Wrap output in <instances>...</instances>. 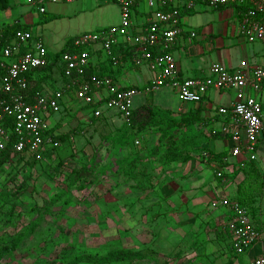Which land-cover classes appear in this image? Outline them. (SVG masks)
Instances as JSON below:
<instances>
[{"label":"rangeland","instance_id":"rangeland-1","mask_svg":"<svg viewBox=\"0 0 264 264\" xmlns=\"http://www.w3.org/2000/svg\"><path fill=\"white\" fill-rule=\"evenodd\" d=\"M97 2L102 8L95 13L77 11L65 2L49 3L50 13L31 8L27 2L17 7L28 6L30 12L20 15L21 21L32 23L35 37H43L49 52L55 55L70 38L84 31L120 23L117 3ZM43 83V89L54 91L63 80L54 77ZM157 94L151 95L153 99L145 94L136 96L135 103L153 102ZM107 114L97 119L90 106L73 100L48 119L54 134L67 135L51 157L39 162L12 158L0 166V241L22 238L19 246L4 257L3 264H72L77 257L101 255L120 247L148 255L136 264H183L184 237L179 238L170 212L180 209L185 197L176 207L168 194L164 195L172 191L169 179L181 181V186H176L179 193L195 194L199 182L191 180L199 175V169L191 168L185 175L184 168H170L172 163L162 161L166 145L160 122L136 134L123 147L113 145L108 138L124 131V120ZM208 124L197 125L203 142L213 139ZM192 132L176 131L178 146L190 139L187 136ZM136 139L140 141L137 145ZM196 147L189 149L192 159L176 163L191 161L199 167L198 154L203 149L201 145ZM128 157L138 158L132 174L129 165L122 166V160ZM82 167L89 168L90 174L77 180L72 170ZM211 172L205 168L204 173ZM187 183L194 186L192 190L186 188Z\"/></svg>","mask_w":264,"mask_h":264},{"label":"built area","instance_id":"built-area-1","mask_svg":"<svg viewBox=\"0 0 264 264\" xmlns=\"http://www.w3.org/2000/svg\"><path fill=\"white\" fill-rule=\"evenodd\" d=\"M73 1L26 0L27 4L42 13L47 11L49 3ZM106 1L119 5L120 23L76 35L72 39L73 49L63 52L59 58L64 78L69 81L68 88L72 89L75 99L90 106V111L97 119L102 118L105 111L115 110L130 126L135 97L160 86L172 87L183 103H201L212 89H233L235 99L231 104L216 109L217 114L229 117L234 125V128L226 130L234 142L228 157L243 155L242 161H236L239 167L254 161L259 139L264 134V100L258 95L264 84V64L258 65L242 59L237 66L229 68L214 62L209 67V76L180 78L172 48L183 32L180 25L181 7L192 9L197 0H147L153 16L139 32H135L134 20L137 0ZM205 1L214 7L240 6L241 34L249 42L264 44V0ZM195 35L192 31L191 36ZM4 37L0 32V67L4 70L0 83V91L3 92L0 96V150L12 144L15 152L43 161L46 152L61 146V141L50 134L48 117L68 106L65 90L49 92L42 89L34 94L30 92L29 73L49 64L53 54L43 40L35 38L30 30L17 29L5 43ZM124 44L128 48H135V65H147L156 72L157 77L151 86L145 89L124 86L112 76L88 73L93 54L97 50H101L113 65L121 63L122 52L118 48L124 51ZM70 100L68 97V102ZM9 117L13 118L11 124L7 121ZM242 133L245 136L244 143ZM139 143L136 139L135 144ZM209 156L208 151L202 153L205 161ZM210 166L218 170V177L223 178V172L215 162ZM215 205L223 206L231 212L228 228L233 236V248L238 255L245 254L261 238L260 230L251 221L249 208L230 198H223L215 202ZM248 264H264V246L262 254Z\"/></svg>","mask_w":264,"mask_h":264},{"label":"crops","instance_id":"crops-1","mask_svg":"<svg viewBox=\"0 0 264 264\" xmlns=\"http://www.w3.org/2000/svg\"><path fill=\"white\" fill-rule=\"evenodd\" d=\"M21 3L26 4V0H15L14 3L11 1L10 8L0 10V31L3 26L17 24L20 28L32 31L34 35L31 27L32 23L22 22L20 19V15L30 12L28 6L18 8L17 5ZM65 3L73 4L77 11H87L89 13H95L96 10L102 8V6L98 7L97 0H75ZM49 9L50 6L45 13H50ZM241 10L242 8L238 5L210 6L205 0H197L195 6L189 10L183 6L181 7L180 25L183 32L177 37L172 48V53L178 63L180 78L209 76V67L214 62L229 68L237 66L242 59H247L258 65L264 64V44L262 42H249L241 34ZM52 11L54 10L52 9ZM152 16L153 10L148 6L147 0H137L134 5L135 32H139ZM112 25L115 24L112 23ZM192 31L196 33L193 37L191 36ZM37 38L42 39L44 42L43 37ZM118 49L122 52L121 66H119L120 63L116 66L113 65L101 50H97L92 58L90 68L92 73L112 76L124 86H133L139 89L151 86L157 74L147 65H135L133 61L135 48H128L124 44V51ZM58 76L55 75V78L63 80V85L56 90H65V100L69 105V102L76 100L73 91L68 88L69 81L61 75ZM69 92H72V94L70 95ZM156 92L159 93L156 100L147 103L169 110L177 118L199 110L202 121L209 122L207 127L210 130L226 132V130L234 128L229 117L226 118L216 113L218 107L228 106L235 99L232 89H212L201 103L181 102L178 99L176 90L168 85L160 86L143 94L151 97ZM250 93L253 92L250 90ZM258 95L264 100V84ZM68 97L71 99L69 102ZM151 98L153 99V97ZM147 103L137 104L134 99L135 106ZM164 105L168 107H164ZM105 113L111 116L118 115L124 120L121 114L115 110H108ZM123 125L126 126L125 121ZM220 140L223 142L222 145H220ZM242 142H245L243 133ZM233 144L232 138L227 137L210 139L201 146L215 153L226 152L229 156ZM256 153V159L246 163L243 167L236 164V161L243 160V155L237 158L228 157L227 165L220 167L223 178L217 176L216 172L218 170L216 168L208 166L204 162H201L199 167H194L195 164L191 161L186 164L175 162L170 165V168L174 169L180 168L182 170L184 168L182 171L185 175L189 173L191 168L193 169L191 171L199 169V175L196 179L191 180V183L193 181L195 183L199 182L195 186H198V191L197 189L194 190L195 194L188 196L179 193L176 186H181V181L169 179V185L171 186L169 189L172 191L164 195L166 197L168 194L167 197L175 203L176 207L177 204H182V198L185 197L186 201L180 209H174L170 212V216L176 222L175 225L178 226L179 238L184 237V239L182 238L184 243L181 247L184 252L182 251V261L180 263L248 264L262 254L264 246V134L259 139ZM208 167L212 169V172L204 173L205 168ZM193 187L189 183L186 185L189 190H192ZM223 198L234 199L245 204L250 210L251 221L261 232L260 240L245 254L238 255L233 248V236L228 228L231 212L223 206H214L213 204Z\"/></svg>","mask_w":264,"mask_h":264},{"label":"trees","instance_id":"trees-1","mask_svg":"<svg viewBox=\"0 0 264 264\" xmlns=\"http://www.w3.org/2000/svg\"><path fill=\"white\" fill-rule=\"evenodd\" d=\"M11 0H0V10H6L10 8ZM218 7V6H216ZM20 26L17 24L3 26L0 32L5 34L3 43L7 42L14 32L19 29ZM72 38H70L64 48L55 55H52V61L47 64L46 66L37 68L29 73V91L33 94L37 91L43 89L45 79H52L55 77L57 72L64 78L63 67L59 65V58L60 55L68 50H72ZM88 73H92V70H89ZM4 74V70L0 67V83L1 78ZM66 79V78H65ZM3 95V92L0 91V96ZM31 101V99H30ZM7 121L11 124L13 123V118H7ZM161 125L162 135L161 138L164 140L166 149L164 152L161 153L162 161L166 164L173 163L176 161L187 162L188 160L192 159L190 156L189 149H196V146L202 145L203 139H201L200 135L198 134L197 125L200 123H205L202 121V118L199 115V110L192 112L191 114H187L181 116L179 118L173 116L172 112L169 110H164L159 107L153 106L151 103L135 106L132 115H131V125H126L124 127V131L117 132L109 136V141L113 145H120L125 146L130 143L134 136L139 132L144 131L150 125L159 123ZM186 130V133L190 130H193L190 139H184V143L178 146L177 139L175 136L176 131ZM50 134L56 140H64L67 135L66 134H54L53 128L50 129ZM210 137L215 139L217 138H227L231 137V134L228 132L223 131H213L210 130ZM200 137V138H199ZM15 140V136L13 137ZM203 150L200 151L198 154L201 157V162H205L204 157H202V153L204 151H208L210 156L206 160V165L210 166L212 162H215L219 167H224L227 165V157L228 154L226 152H219L215 153L210 151L207 148H201ZM54 148L50 149L48 152L45 153L44 159L47 157H51L52 153L54 152ZM28 159L31 157H27L25 154L21 152H15L13 150V145L10 144L6 149L0 150V166L5 164L12 158L16 160H21L23 158ZM35 162H39L35 158H31ZM138 158L136 157H128L122 160V166L129 165L130 167V174L133 173V168L137 164ZM74 178L79 180L81 178L87 177L90 174L89 168H80V169H73ZM220 178V177H219ZM243 204V203H242ZM245 205V204H244ZM22 238L21 237H12L10 240L0 241V264H3V259L5 256L12 253L18 246L19 242ZM148 257L147 254L132 250L126 247H120L113 250H109L105 254H99L96 256H82L77 257L73 260L72 264H77L83 262H87L89 264H115L124 261H128L129 264H136L137 261L146 259Z\"/></svg>","mask_w":264,"mask_h":264}]
</instances>
